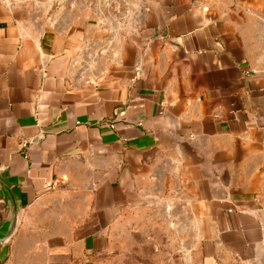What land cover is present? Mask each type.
<instances>
[{"label": "crops", "instance_id": "obj_1", "mask_svg": "<svg viewBox=\"0 0 264 264\" xmlns=\"http://www.w3.org/2000/svg\"><path fill=\"white\" fill-rule=\"evenodd\" d=\"M108 11L0 0V174L21 208L0 264H63L104 244L156 181L184 198L197 264H264V0ZM73 161L92 184L83 211L28 225ZM10 216L0 186V229Z\"/></svg>", "mask_w": 264, "mask_h": 264}, {"label": "rangeland", "instance_id": "obj_2", "mask_svg": "<svg viewBox=\"0 0 264 264\" xmlns=\"http://www.w3.org/2000/svg\"><path fill=\"white\" fill-rule=\"evenodd\" d=\"M96 11L104 15L127 0H95ZM122 216L105 232L104 244L73 254L63 264H197L198 240L194 222L184 198L169 196L164 181L150 182ZM85 163L68 162L57 174V181L42 206H32L27 223L35 226L52 222L43 218L83 211L91 191ZM41 217V218H38ZM46 223V224H45ZM39 228V227H35Z\"/></svg>", "mask_w": 264, "mask_h": 264}, {"label": "water", "instance_id": "obj_3", "mask_svg": "<svg viewBox=\"0 0 264 264\" xmlns=\"http://www.w3.org/2000/svg\"><path fill=\"white\" fill-rule=\"evenodd\" d=\"M0 186L7 193L11 203V216L8 223L0 229V244L7 242L15 233L21 217V208L12 189L6 184L0 174Z\"/></svg>", "mask_w": 264, "mask_h": 264}]
</instances>
